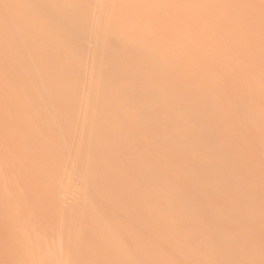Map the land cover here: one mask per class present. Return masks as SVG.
Returning a JSON list of instances; mask_svg holds the SVG:
<instances>
[{
	"label": "bare ground",
	"instance_id": "bare-ground-1",
	"mask_svg": "<svg viewBox=\"0 0 264 264\" xmlns=\"http://www.w3.org/2000/svg\"><path fill=\"white\" fill-rule=\"evenodd\" d=\"M146 1L149 5L139 9ZM207 1L213 0H0V160L19 156L9 170L1 167L0 188L10 178L13 191L21 192L13 203L0 195V209L6 210L0 218L15 231L0 247L8 251L6 261L208 264L221 260L217 250L223 249L224 259L236 257L231 264H248L251 258L259 264L262 239H224L229 220L221 196L223 186H247L241 196L229 190V203L245 201L249 211L264 215V151H250L264 146V106L259 104V111L249 106V112L244 107L240 131L228 136L222 134L224 123H217L221 115L208 112L221 102L214 99V88L226 84L229 93L230 84L240 82L232 67H222L235 60L234 53L214 61L208 57L206 66L188 65L190 72L218 75L215 81L176 84L184 74L179 59L189 61L191 51L202 58L205 45L216 53L222 44L214 24L207 26L200 16L211 12ZM260 9L264 13V6ZM129 14L132 20L125 21ZM189 14L188 22L182 21ZM250 22L247 26L255 23ZM206 31L215 37L206 39ZM252 57L236 60L245 68L243 76L264 78V57ZM19 62L22 66H13ZM178 106L186 110L171 118ZM192 129L199 135L188 134ZM133 135L142 138L127 147ZM173 140L180 142L174 146ZM133 160L139 162L128 164ZM43 163L47 173H55L45 192L54 193L49 204L58 209L40 218L27 199L35 193L18 186L28 167ZM223 174L228 179L222 180ZM94 188L97 197L90 193ZM255 225L260 232L264 220Z\"/></svg>",
	"mask_w": 264,
	"mask_h": 264
},
{
	"label": "rangeland",
	"instance_id": "rangeland-1",
	"mask_svg": "<svg viewBox=\"0 0 264 264\" xmlns=\"http://www.w3.org/2000/svg\"><path fill=\"white\" fill-rule=\"evenodd\" d=\"M218 0H215V2H217ZM231 1L232 0H219L217 3H214V0L212 1V3L210 2V3H208V1H207V5H209L210 4V7L208 6V7H206V8H208L209 9V11H211V12H208V10H207V12L209 13V14H207L206 13V17H204L205 16V12L204 13H200V16H202L203 17V19L205 18V20H204V22L203 23H206L207 24V26H209V25H213L214 24V26H215V22H212L213 20H212V18H213V16L215 15V21H216V23L218 22V25L216 24V26L214 27V26H210L211 28H213V29H216L217 30V32H218V35H219V41L220 42H218V44L220 45L221 43V45L218 47V48H214V49H218L217 51L218 52H216V53H214V52H212V45H209V44H207V45H205V48H206V50H207V52H206V54H205V56H207V57H202L201 58V56H198L197 54H195L194 52H190V55L189 56H191L190 58H189V61H187V62H185V60H183L182 58L181 59H179V62L181 63V68H183L182 70H183V72H184V74H183V72L181 73V74H183V75H179L180 77V79H178L179 81H177V85H179L178 83H180V85H182V86H186L187 84H189V83H191V82H194V81H203V82H213V80L215 81L216 79H217V77H218V75H207V73L205 74V72L203 73V72H201L200 73V71H196L195 73L194 72H190V71H188L189 69H188V65H190V64H195L196 63V61H197V64H199L200 62V65L202 64L203 66L205 65H207L208 63H209V61H211L210 59L208 60V57L209 58H214V59H212V61H214V60H220V59H222L223 57H225L226 56V54L225 53H227V55H228V52L234 57V61H230V63H228L229 61H226L224 64H222V65H224V66H222L223 68L224 67H229V68H231L232 70V72L233 73H235V74H233V75H238V76H236V77H239L240 78V82H238V83H236V82H234V83H232V84H230V86H229V88H230V91H229V93H227L228 92V90L226 89V88H224V86L225 87H228V86H226V84H223L222 85V87H221V89L222 90H226V93H224V91H223V94L221 93L222 91H219V90H221L220 88L219 89H216V88H214L213 90H214V92L213 93H215L214 94V99H216V100H221V102L220 103H218L217 105H215L214 106V104H213V106L210 108V109H208V112H211V113H213V114H219V115H221L220 116V121H218L217 123H220V124H222V123H224V124H222L224 127H223V132H222V134H224L223 136H226L227 134H231V135H233L234 133L236 134L237 132H239L240 130H239V127L241 128V122H242V120H243V116H245L246 114V111H245V108L247 107V111H248V108H249V106H250V108L249 109H253V110H256V111H259V107L261 108V106L260 105H262V106H264L263 105V101H264V99H263V97L264 96H262V94H264V78L263 77H260V79L258 78V76H256L253 80H252V78H249V77H244L243 76V69H245V68H243V66H239V63H237V61L236 60H241V57H242V59H243V61H244V59H245V62H247V61H249V59L251 60V57L253 56L254 58L255 57H258V56H261V57H264V45H263V43H264V21H262V20H264V18L263 19H261L262 18V16L264 17V13H260V11H258L259 9H260V7L261 8H263V6H264V0H234L235 2H233V3H235V4H232L231 3ZM148 1H146L145 3H143L141 6H142V8H140L139 7V9H141V10H143V9H145L146 8V6H147V4L149 5V2L147 3ZM260 2V3H259ZM147 3V4H146ZM238 3V4H237ZM146 4V5H145ZM237 4V5H236ZM260 4V5H259ZM144 5V6H143ZM212 5V6H211ZM217 5V6H216ZM239 5V6H238ZM234 6V7H233ZM236 6L237 7H239L238 9H235L236 8ZM145 7V8H144ZM213 7V8H212ZM259 9H258V8ZM215 8V9H214ZM218 8V9H217ZM243 10H242V9ZM221 9H222V11H221ZM227 9V10H226ZM241 9V10H240ZM242 11L241 13H242V15H241V13H239V12H236V11ZM254 10H257L258 12H256V11H254ZM261 10V9H260ZM215 11V12H214ZM218 11V12H217ZM245 11L246 12H248V13H246V19H245V16H243L244 15V13H245ZM213 12V13H212ZM218 14H217V13ZM219 12H222L221 14H220V16H219ZM251 12V13H250ZM257 14H255V13ZM212 13V14H211ZM236 13V14H235ZM238 13L240 14V16L241 17H243V20H242V18H240V16L238 15ZM250 13V14H249ZM258 13H259V15H258ZM199 14V13H198ZM210 14L211 15H213L212 17L210 16ZM249 14V17L247 18V15ZM255 14V15H254ZM211 17H209V16ZM216 15L218 16V19L220 20H217V17H216ZM223 15V16H222ZM234 16V18H233V16ZM238 15V16H237ZM230 16V17H229ZM232 16V17H231ZM235 16H237V17H235ZM189 17H190V14L189 15H187V17H183L182 18V21H186L187 19L189 20ZM260 17V18H259ZM124 18H126V20L125 21H131L132 20V14L130 15H128V16H126V17H124ZM198 18H199V16H198ZM209 18V20H211V22H208L207 21V19ZM221 18H223V20L221 19ZM232 18V19H231ZM250 18V20H251V22L250 23H253V22H255V23H253V24H251L250 26H247V25H249V22H246V24H245V22H244V19H245V21H247L248 19ZM254 18V19H253ZM227 19V20H226ZM253 19V20H252ZM260 20V21H262V22H260V21H258V20ZM188 20H187V22H188ZM224 21V22H223ZM226 21H228V22H226ZM253 21V22H252ZM208 22V23H207ZM223 22V24H221V23ZM213 23V24H212ZM205 24V25H206ZM219 24H221L220 26H219ZM233 24V25H232ZM245 24V25H244ZM260 24V25H259ZM150 25H151V27L152 26H154V23L152 24V23H150ZM238 25V26H237ZM233 26V27H232ZM232 27V28H231ZM237 27V28H236ZM239 27V28H238ZM234 28H235V31H234ZM132 30H133V28H131ZM230 29V30H229ZM231 29H233V30H231ZM216 30H212V32H214V31H216ZM257 30V31H256ZM230 31H232V33L230 32ZM262 31V32H261ZM129 32H131V31H129ZM208 31H206L205 32V34H206V36H205V38L206 39H208V40H210V39H212V38H214L215 36H214V34L212 33V34H210V33H207ZM217 32H215V33H217ZM219 32H220V34H219ZM230 32V33H229ZM257 32V33H256ZM258 32H261V33H258ZM253 33H255V34H253ZM204 34V35H205ZM223 34V35H222ZM262 35V37L261 36H256V35ZM211 35V36H210ZM230 35V36H229ZM253 38V39H251V41H255L254 43H256L257 41V44H259L260 43V47H262L261 48V50H260V48H257L258 46H257V44H255L254 46H253V44L254 43H251L250 42V36ZM253 35V36H252ZM212 36H214V37H212ZM208 37V38H207ZM210 37H212V38H210ZM225 37H226V39H225ZM228 37V38H227ZM246 37H249V38H246ZM256 37H259V39L257 40L256 39ZM231 38V39H230ZM234 38V39H233ZM245 38V39H244ZM235 40V41H234ZM259 40H260V42H259ZM262 42V43H261ZM263 45V46H262ZM209 48H208V47ZM254 47H256V48H254ZM221 48V49H220ZM220 49V50H219ZM227 49V50H226ZM211 52H210V51ZM251 50V51H250ZM263 51V52H262ZM238 53V54H237ZM263 54V55H262ZM235 55V56H234ZM255 55V56H254ZM239 56V57H238ZM220 57V58H219ZM252 57V58H253ZM236 58H238V59H236ZM240 58V59H239ZM192 59V60H191ZM194 59V60H193ZM198 59V60H197ZM202 59V60H201ZM247 60V61H246ZM200 61V62H199ZM203 61H205V62H203ZM236 61V62H235ZM182 62H185V63H182ZM193 62V63H192ZM207 62V63H206ZM188 63V64H187ZM206 63V64H205ZM234 63H236V64H233ZM9 65L8 64V62H4V64L2 65V66H7V65ZM186 64V66H184ZM196 65V64H195ZM13 66H22V63H14L13 64ZM186 67V68H185ZM185 68V69H184ZM264 68V66H262V69ZM186 69H187V71H186ZM188 72V73H187ZM198 72V73H197ZM241 72V73H240ZM18 73H16V75H17ZM180 74V73H179ZM202 74V75H201ZM241 76H240V75ZM16 75H15V73H14V75H10V77H9V79L11 80H14V79H16ZM201 75V76H200ZM133 77H134V75H132ZM200 76V77H199ZM219 77H221V75L219 76ZM223 77V79H224V77L225 76H222ZM242 77V78H241ZM263 78V79H262ZM199 79V80H198ZM220 79V78H219ZM243 79V81H241ZM245 79V80H244ZM257 81H256V80ZM9 80V81H10ZM239 80V79H238ZM262 80V81H261ZM228 81H230V79H228ZM243 83V84H242ZM179 85V86H180ZM241 85V86H240ZM261 85V86H260ZM159 86H160V84L157 86V84H155L154 86H153V89H158L159 88ZM158 87V88H157ZM262 87V88H261ZM245 91H244V90ZM234 91V92H232V91ZM218 91V92H217ZM241 91V92H240ZM65 92V91H64ZM247 92V93H246ZM263 92V93H262ZM233 93H235V94H233ZM244 94V96H243V94ZM239 94V95H238ZM261 94V95H260ZM220 95H221V97H220ZM228 95V96H227ZM223 96H225V98H227V99H224L223 98ZM235 97V98H234ZM237 97H238V99H237ZM211 100V99H210ZM210 100L208 101V102H210ZM213 101V100H212ZM218 101V102H219ZM222 103V104H221ZM260 104V105H259ZM223 105V106H222ZM248 105V106H247ZM258 106V107H257ZM163 107V106H162ZM162 107H160V108H162ZM245 107V108H244ZM176 109L174 110V111H171V113H170V116H171V118H175V117H173L174 115L175 116H177V115H180L181 113H183L186 109H184L185 107H175ZM217 108V109H216ZM2 109V108H1ZM184 109V110H183ZM239 109V110H238ZM242 109H244V110H242ZM241 110V111H240ZM215 111V112H214ZM222 112V113H221ZM245 112V113H244ZM249 112V111H248ZM245 114V115H244ZM223 117V118H222ZM258 117V120L259 121H262V118L261 117H259V116H257ZM225 119V120H224ZM226 119H227V121H226ZM232 120V122L230 123V121ZM234 120V121H233ZM238 120H241V122H239ZM238 121V122H237ZM258 121V122H259ZM226 122V123H225ZM236 122V123H235ZM239 123V124H238ZM211 124H212V122H211ZM213 124H216V123H213ZM228 124H230V125H228ZM239 125V126H238ZM252 125V124H251ZM142 126H144V123H143V125H141V128H142ZM145 127V126H144ZM264 127V126H263ZM192 131V132H191ZM263 131H264V128H263ZM244 132V131H243ZM260 132H261V130H260ZM194 134V136H196V135H199V133H200V131L199 130H196V129H192V130H190V132H188V134H191V135H193ZM221 133H220V135H222ZM143 135V134H142ZM142 135H133L132 137H130L129 139V141H128V144H127V147L129 146V147H135V146H138V145H135V143L136 144H138V142H137V140L138 139H141L142 138ZM241 135V134H240ZM239 135V136H240ZM144 136V135H143ZM222 136V137H223ZM228 136V135H227ZM134 137V138H133ZM136 137V138H135ZM224 138V137H223ZM181 139H183V138H181L180 137V140ZM178 142V143H177ZM179 142L180 141H176L175 140V142H174V140L173 141H171V143L170 144H173L174 146H175V143H177V144H179ZM259 146V147H258ZM258 146H256V147H253L250 151H254V152H258V151H260V152H263L264 151V146H262V145H258ZM184 149H186L185 147H184ZM262 150V151H261ZM16 155H14V156H10V157H8V158H4V159H2V160H0V170H1V167H2V170H9V168L11 167L10 165H12V164H14L13 162L15 161H17V159H18V157L19 156H17L16 157V159L14 158ZM140 160V163H142V162H144V160L145 159H139ZM139 160H133V161H131L130 163H128V164H130V165H136L138 162H139ZM257 160V158H253L252 159V161H256ZM146 161V160H145ZM222 164V163H221ZM227 166L228 164H226V163H223L222 165H220V166H223V167H225V166ZM17 166V165H16ZM46 169H47V164L46 165H44V163L43 164H41V165H37V166H33V167H28V169H26V171L24 172V177H25V179L24 180H26V181H22L21 182V184H22V186H18V188H21L22 189V187H23V189H24V187L25 188H27V189H31L32 191H33V194H34V197H32V199H30V198H27L28 200H29V203H30V205L31 206H33L32 208H35V209H37L38 211H37V216L38 217H40V218H42V217H46L47 215H52L57 209H58V207H56L55 208V206H52V205H50L49 204V201H50V197H52V196H54V193H48V192H45V190H46V188L47 187H49L50 186V181L52 180V178L54 177V175H55V173H47V171H46ZM78 171V170H77ZM76 172V171H75ZM164 172H166V171H164ZM224 175V176H223ZM222 175V180H226V179H228L227 178V174H223ZM242 177V176H241ZM246 176H243V178H240V179H244ZM249 177V176H248ZM248 177H246L245 178V181H247V180H249V178ZM224 178V179H223ZM9 179V180H8ZM51 179V180H50ZM240 179H236L237 181H241ZM8 180V181H7ZM7 180L5 181L4 180V182H3V185H4V187L3 188H0V195L3 197L2 199H4V200H7L6 202H11V203H13V201L14 200H19L20 198H21V192L19 193V189L17 190L18 192H16V191H13V187H11L12 186V183L13 182H10V181H12V179H10V178H7ZM242 182H244V180L242 181ZM8 183H10V185H8ZM5 184H6V186L8 185V189H9V191H7V187L5 186ZM128 184V183H127ZM27 186V187H26ZM231 186V185H230ZM230 186H223L224 188H223V190H224V192L222 191V199L224 200V205L222 206L223 208H222V212L225 214V216L227 217V219L229 220V224L231 225V226H229V224L227 223V226L230 228H227L224 232L225 233H223V236H224V239H226L227 240V238L229 239L228 241L229 242H233V241H236V240H240V239H243V238H245L244 240L245 241H250V240H258V241H261L260 239H262V241H264V229H258V231H260V232H258V233H256L257 232V230H256V228H257V226L255 225V224H257L260 220H264V215H262V214H257L258 212H256V211H254L253 212V210H251V211H249V209H247L246 208V205H247V203L244 201V202H240V204L238 203V204H236V206L233 204V206H235V207H232V204H230L229 203V199L231 200V197H230V194L231 193H229L228 191L229 190H231L232 192L233 191H235V192H233V193H241L240 194V196L241 195H243V194H245L247 191H248V187L247 186H241V187H235V188H233L232 189V187H230ZM12 189H11V188ZM149 187V189H150V187L151 186H148ZM234 187V186H233ZM246 187V188H245ZM5 190V192H4V190ZM48 189V188H47ZM228 189V190H227ZM235 189V190H234ZM2 191L4 192V193H2ZM13 191V192H12ZM42 191V192H41ZM47 191V190H46ZM63 191L64 190H61L60 192H62L63 193ZM98 190H95V188L93 189V190H91L90 191V193L94 196V197H97V196H95V195H98V194H100V193H98L97 192ZM227 191V192H226ZM238 191V192H237ZM12 193V194H11ZM226 193V194H225ZM9 194V195H8ZM19 196H18V195ZM232 195V194H231ZM239 195L237 194V197H238ZM17 197H20V198H18L17 199ZM227 202H226V201ZM237 201H238V199H237ZM228 205H227V204ZM242 203V204H241ZM245 203H246V205H245ZM226 204V205H225ZM52 206V207H51ZM263 208V210H264V205L262 206ZM246 210L247 211H249V214H246ZM6 212V210H3V209H0V216H2L4 213ZM252 212V213H251ZM236 213H239L238 215L239 216H237V217H235L236 219H234V217H232L231 215L232 214H236ZM231 218V219H230ZM0 219H2V218H0ZM232 219L234 220V222L232 223ZM249 220V221H246V220ZM239 221H240V223H242V226H239L238 225V223H239ZM241 221H246V222H241ZM7 222V223H6ZM6 222H4V220L2 219V222H1V220H0V247L2 246H4L5 245V243L9 240V238H10V234H12V233H14L15 231H13V229L12 228H9V224L10 223H8V220H6ZM231 222V223H230ZM254 222H255V224H254ZM245 223H246V225H245ZM244 224V225H243ZM4 225V226H3ZM237 225V226H236ZM255 227H254V226ZM236 226V227H235ZM2 227V228H1ZM8 227V229H6V228ZM253 227H254V229H253ZM6 230H5V229ZM252 228V229H251ZM4 229V230H3ZM7 230H9V231H7ZM253 230H255V232H253ZM132 233L134 232L133 230L131 231ZM261 233V234H260ZM15 234V233H14ZM14 234H12V235H14ZM225 234V235H224ZM263 234V235H262ZM242 235V236H241ZM258 235V236H257ZM9 236V237H8ZM12 237V236H11ZM258 238H260V239H258ZM225 240V241H226ZM2 243H4V244H2ZM2 244V245H1ZM262 245L260 246V244L258 245V248H257V252L259 253L258 255H259V258H260V260L261 261H263L264 260V242L263 243H261ZM54 248H55V250H56V246H54ZM54 250V249H53ZM223 251V254L220 252L219 253V251ZM220 250H217V252H218V254H221L220 255V257L222 258V259H224L225 257H226V254L228 255V252L227 251H225V250H223V249H220ZM5 252V253H4ZM225 252V253H224ZM236 252V251H235ZM224 254H225V257H224ZM261 254V255H260ZM4 256V258H2ZM8 256V251H5V250H2L1 248H0V264H10V260L9 261H6V260H8V259H6V257ZM224 257V258H223ZM230 259H229V258ZM227 258L228 259H224L223 260V262H222V264L224 263H226V264H228V263H230L231 264V262L233 261L234 262V260L233 259H235V261L237 260L236 259V257L235 258H233V256H228ZM262 257V258H261ZM220 258V259H221ZM4 259H5V261H4ZM222 259L221 260H219L220 262L222 261ZM13 260V259H12ZM218 260H215V259H211V261L209 260V262H207L208 264H210V262H219ZM232 260V261H231ZM252 261V262H251ZM261 261H259V264L261 263V264H264V261L263 262H261ZM9 262V263H8ZM219 262V263H220ZM228 262V263H227ZM232 262V263H233ZM246 262H248V264H256V262H257V260L256 259H253V258H251L250 260H248V261H246ZM245 262V263H246ZM106 264H108V263H106ZM179 264H183L182 262L181 263H179Z\"/></svg>",
	"mask_w": 264,
	"mask_h": 264
}]
</instances>
